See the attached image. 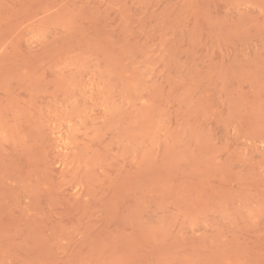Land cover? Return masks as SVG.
<instances>
[{
    "label": "rangeland",
    "instance_id": "374dc122",
    "mask_svg": "<svg viewBox=\"0 0 264 264\" xmlns=\"http://www.w3.org/2000/svg\"><path fill=\"white\" fill-rule=\"evenodd\" d=\"M0 264H264V0H0Z\"/></svg>",
    "mask_w": 264,
    "mask_h": 264
}]
</instances>
